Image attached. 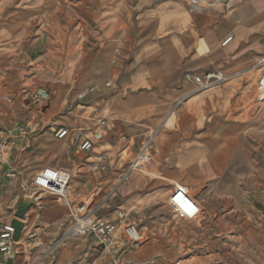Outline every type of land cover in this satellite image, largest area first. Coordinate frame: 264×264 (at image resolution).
<instances>
[{
	"label": "crops",
	"instance_id": "0c3cea01",
	"mask_svg": "<svg viewBox=\"0 0 264 264\" xmlns=\"http://www.w3.org/2000/svg\"><path fill=\"white\" fill-rule=\"evenodd\" d=\"M58 1L25 0L28 17L16 30L14 18L1 22L14 0H0V81L22 56L59 75L55 95L66 92L37 119L2 116L0 138L13 153L0 172V227L15 219L17 175L30 195L34 176L50 167L69 172L70 197H88L96 187L112 195L105 206L117 202L116 210L103 221L115 224L119 212L134 214L150 247L167 250L179 235L167 200L179 186L199 190L194 200L205 210L181 223L194 254L190 261L217 262L223 220L246 217L239 207L243 196L232 188L262 183L240 182L237 165L242 157L249 170L254 142L264 143V105L255 112L242 106L258 72L249 75L264 57V0H236L230 14L216 7L191 13L182 0H87V16L69 36L53 22ZM208 73L226 80L198 89L194 78ZM59 128L68 130L61 140L54 136ZM151 135V161L130 171ZM84 140L92 152L80 149ZM96 154L105 157L103 171L94 170ZM37 198L13 241L12 264H111L126 247L118 231L107 258V247L100 251L94 236L68 235V212L55 197L39 192ZM223 203L229 211H218ZM7 259L0 256V264Z\"/></svg>",
	"mask_w": 264,
	"mask_h": 264
},
{
	"label": "rangeland",
	"instance_id": "374dc122",
	"mask_svg": "<svg viewBox=\"0 0 264 264\" xmlns=\"http://www.w3.org/2000/svg\"><path fill=\"white\" fill-rule=\"evenodd\" d=\"M24 2L25 0H14V7H11L8 12H4L1 22H4L9 17L14 18L16 30H21L22 22L28 17V14L22 7ZM88 7L90 6H88L87 0H59L56 11H54L53 22L57 25L59 31L62 30L64 34L65 31H67L66 33H68L69 36L72 25L81 22L87 16ZM61 26L65 27L63 28ZM62 32H60L59 36H62ZM35 61L37 60H29L26 57L19 56L14 60L13 71L6 74L2 82L0 81V121L4 115L14 116L18 113L31 115L37 119L43 113L41 105L44 104L46 100L55 101V99H63L66 96V92L63 89L58 90L55 95L56 79L59 75L55 72L46 70L43 63L35 64ZM256 74L257 71H254L249 76L255 77ZM76 77L77 75H74V78ZM34 95L37 97L44 95L46 100L40 105L34 103L30 100V97ZM247 95V101L242 106L244 109L255 112L260 105L256 102V92L255 89H253V85L248 89ZM78 97L82 99V95H78ZM7 99L10 100V103L7 102ZM78 106L81 109L85 104H79ZM72 111L73 107L71 106L68 108L67 113ZM1 139L6 140V143H8L6 138L1 137ZM253 145L254 153L250 155L251 168L249 170L246 169V160L241 157L242 161L237 165L238 169L240 168L238 178L240 182L249 178L259 179L262 183L259 186H239L232 188L243 196V199L239 203V207L245 213L246 217L234 216L229 221L223 220L224 228L221 236L222 245L220 257L218 261L213 264H219L220 262V264H264V143L259 141L254 142ZM12 153V145H7L5 154L6 164ZM253 166L257 169L254 170L257 173L256 175L252 170ZM228 173V171L224 173L225 178L229 177ZM11 175L12 173L10 176ZM28 188L30 189V187ZM99 188L100 187H96L93 194L81 199L70 197L68 192L67 204L69 205L55 196L46 192L43 193L55 197L58 200L68 212L71 225V206L79 201L84 202L94 218L100 220H102L101 218L107 211L116 210L115 206L118 204L117 202H115L114 206L110 209H106L105 205L109 203L112 195L109 194L105 196L102 191H99ZM189 192L194 198L198 195L199 190H189ZM217 207H219L217 208L218 211L230 210L229 205L226 203ZM118 214L123 216V220L120 222L117 216L115 224L120 226L119 236L122 237L126 247L123 251H120L118 257L113 260L111 264H192L190 257L194 254L193 251L187 250V228L181 225V223L186 222V220L175 219L174 222L178 224L176 226L178 229L176 230L179 235L175 237L173 246L169 245L167 250H160L150 247L148 244V237L144 234V241L142 244L133 245L129 243L121 233L122 228L127 224H133L140 230L136 222V216L134 214L129 216L126 212H119ZM203 214L205 215L204 208L202 215ZM125 217L128 218V220L126 219L127 221ZM232 237L236 238L238 241L232 239ZM94 238L98 243L99 249L101 248L100 251L105 250L99 240L96 237ZM112 247L109 245L106 248L107 258L113 257Z\"/></svg>",
	"mask_w": 264,
	"mask_h": 264
},
{
	"label": "built area",
	"instance_id": "2783aa9c",
	"mask_svg": "<svg viewBox=\"0 0 264 264\" xmlns=\"http://www.w3.org/2000/svg\"><path fill=\"white\" fill-rule=\"evenodd\" d=\"M185 2L188 10L191 13L202 12L208 7H220L227 13H231L232 6L236 0H182ZM230 41L226 39L222 45L225 46ZM255 69L258 72V78L255 85L256 102L259 105H264V57L260 58ZM226 80V77L218 73H208L203 77H195L194 84L198 89H208L216 84H220ZM109 86V84H107ZM30 100L34 103L41 104L45 101V96L37 97L31 96ZM10 103V100L7 99ZM81 109H85L84 106ZM102 124V122L100 123ZM68 135V130L59 128L54 136L56 139L61 140ZM153 136L144 143L138 152L137 157L130 167V171H137L144 167L151 161V146ZM6 140L0 138V172L5 165V154L7 147ZM92 143L90 140H84L80 144V149L85 152H92ZM96 164L95 171H103L102 163L105 157L101 154L94 156ZM12 176V177H11ZM10 177L15 178L12 174ZM70 180L69 172L62 169H54L50 167L43 168L33 178L30 188L34 192H46L52 196L57 197L59 200L66 202L68 184ZM69 205V204H67ZM167 206L174 218L186 221H195L201 215L198 203L190 198L186 193V188L175 187L172 194L167 200ZM120 222L123 216L118 214ZM71 219L72 223L68 230V235L72 238H84L86 236L96 237L100 244L106 248L109 246L117 236L120 226L94 218L93 214L88 210V206L84 202L74 203L71 206ZM122 235L124 238L133 245H140L144 241L143 234L133 224H127L122 228ZM14 227L10 222L4 223L0 227V256L7 258L10 251L13 249L15 243L13 242Z\"/></svg>",
	"mask_w": 264,
	"mask_h": 264
},
{
	"label": "water",
	"instance_id": "95a60500",
	"mask_svg": "<svg viewBox=\"0 0 264 264\" xmlns=\"http://www.w3.org/2000/svg\"><path fill=\"white\" fill-rule=\"evenodd\" d=\"M49 104V100H47L46 104L41 107V110H45ZM15 192L17 194V198L12 206L14 220L12 221V226L14 227L13 241L17 242L19 240L20 231L22 229L21 221L26 219V212L30 206H37L38 204V193L33 192L28 195L25 188L21 183V179L19 175L16 177L15 181ZM14 256V250L12 249L8 254V259L6 264H12Z\"/></svg>",
	"mask_w": 264,
	"mask_h": 264
},
{
	"label": "bare ground",
	"instance_id": "6f19581e",
	"mask_svg": "<svg viewBox=\"0 0 264 264\" xmlns=\"http://www.w3.org/2000/svg\"><path fill=\"white\" fill-rule=\"evenodd\" d=\"M216 8H220V7H216ZM70 175V174H69ZM69 185V184H68ZM31 189V188H30ZM32 190V189H31ZM68 192H69V189H68ZM68 192H67V197H68ZM186 193H187V195L190 197V198H192V199H194L193 197H192V195H191V193L189 192V190H187L186 189ZM193 193V192H192ZM68 203V200H66V204ZM198 206L200 207V212H201V215H202V212H203V207L201 206V205H199L198 204ZM119 215H121V214H119ZM122 216V215H121ZM127 216V215H126Z\"/></svg>",
	"mask_w": 264,
	"mask_h": 264
}]
</instances>
